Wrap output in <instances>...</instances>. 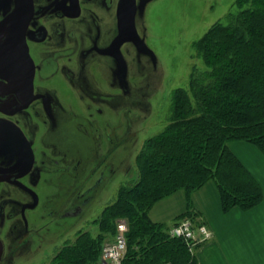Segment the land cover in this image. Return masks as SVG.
<instances>
[{
  "label": "flooded vegetation",
  "instance_id": "flooded-vegetation-1",
  "mask_svg": "<svg viewBox=\"0 0 264 264\" xmlns=\"http://www.w3.org/2000/svg\"><path fill=\"white\" fill-rule=\"evenodd\" d=\"M119 2L0 0V264L65 213L85 206L98 167L108 164L109 155L99 157L96 148L83 156L79 146L63 147L69 134L64 113L78 119L79 132L100 133L96 115L106 111L92 110L104 99L87 71L93 60L106 67L115 61L119 71L126 57L129 42L113 48ZM105 87L111 95L109 79ZM81 103L89 111L85 115L74 107ZM66 183L72 186L67 202L82 204L61 213L66 201L50 202L60 199Z\"/></svg>",
  "mask_w": 264,
  "mask_h": 264
},
{
  "label": "trees",
  "instance_id": "trees-1",
  "mask_svg": "<svg viewBox=\"0 0 264 264\" xmlns=\"http://www.w3.org/2000/svg\"><path fill=\"white\" fill-rule=\"evenodd\" d=\"M235 4L236 12L194 43L206 70L195 69L188 88L172 91L167 124L136 156L137 181L119 187L93 221L96 234L79 230L51 264H97L121 220L129 225L125 264H197L195 251L202 243L192 252L186 240L170 235L171 225L154 222L149 212L156 202L185 191L188 209L173 225L187 218L202 223L192 195L211 180L224 212L262 203V185L230 144L243 141L264 154V0Z\"/></svg>",
  "mask_w": 264,
  "mask_h": 264
},
{
  "label": "rangeland",
  "instance_id": "rangeland-1",
  "mask_svg": "<svg viewBox=\"0 0 264 264\" xmlns=\"http://www.w3.org/2000/svg\"><path fill=\"white\" fill-rule=\"evenodd\" d=\"M235 3L236 0H136L135 25L141 43H128L126 57L118 63L119 71L115 61H109V67L103 63L95 64L96 60L88 65L87 73L104 99L92 110L103 108L106 111L105 116L96 115L100 133L89 137L79 132L76 128L78 119H68L67 109L64 113L65 131L69 133L68 138L63 139L65 149L79 146L82 155L88 156L96 148L99 157L109 155L107 166L98 167V180L88 194L91 200L82 205V214L49 224L47 230L33 235L32 242L22 246L13 257L8 253V259H11L8 264H51L58 250L65 243L74 241L79 230L98 232L93 221L116 198L120 186L137 181L136 156L143 142L167 124L172 91L188 88L195 69L197 72L206 70L194 43L215 22L226 21L230 12H236ZM107 79L111 83V95L106 93ZM74 107L77 115L89 112L84 103ZM103 117L108 118L106 123ZM90 182L93 185L94 180ZM262 183L264 185L263 178ZM68 187L72 186L66 183L60 199L50 202L66 201L61 213L82 204L78 200L77 203L74 200L67 202ZM48 190L52 195L54 189L49 187Z\"/></svg>",
  "mask_w": 264,
  "mask_h": 264
},
{
  "label": "crops",
  "instance_id": "crops-1",
  "mask_svg": "<svg viewBox=\"0 0 264 264\" xmlns=\"http://www.w3.org/2000/svg\"><path fill=\"white\" fill-rule=\"evenodd\" d=\"M233 144L232 151L264 189V154L243 141ZM192 202L199 213L197 220L213 232L195 251L197 264H264V200L250 210L236 207L224 212L219 190L211 180L193 193ZM187 209L186 193L181 189L156 202L149 216L154 222L173 226Z\"/></svg>",
  "mask_w": 264,
  "mask_h": 264
},
{
  "label": "built area",
  "instance_id": "built-area-1",
  "mask_svg": "<svg viewBox=\"0 0 264 264\" xmlns=\"http://www.w3.org/2000/svg\"><path fill=\"white\" fill-rule=\"evenodd\" d=\"M129 225L125 220L117 224V234L113 241L104 245L100 260L97 264H125L124 259L127 252L126 234ZM169 233L173 237H182L186 240L190 250L194 252L195 247L210 240L213 236L212 230L206 224H194L190 219H183L173 225Z\"/></svg>",
  "mask_w": 264,
  "mask_h": 264
},
{
  "label": "water",
  "instance_id": "water-1",
  "mask_svg": "<svg viewBox=\"0 0 264 264\" xmlns=\"http://www.w3.org/2000/svg\"><path fill=\"white\" fill-rule=\"evenodd\" d=\"M136 12V0H120L118 8L119 34L113 42V48L115 50H118V46L124 42H134L137 45L141 43L135 25ZM81 212L82 207L80 206L75 208L74 211L71 210L65 214L68 217H74L79 215Z\"/></svg>",
  "mask_w": 264,
  "mask_h": 264
}]
</instances>
